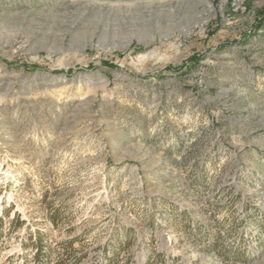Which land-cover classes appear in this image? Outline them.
<instances>
[{"label": "rangeland", "instance_id": "obj_1", "mask_svg": "<svg viewBox=\"0 0 264 264\" xmlns=\"http://www.w3.org/2000/svg\"><path fill=\"white\" fill-rule=\"evenodd\" d=\"M0 218V264H264V0H0Z\"/></svg>", "mask_w": 264, "mask_h": 264}, {"label": "trees", "instance_id": "obj_2", "mask_svg": "<svg viewBox=\"0 0 264 264\" xmlns=\"http://www.w3.org/2000/svg\"><path fill=\"white\" fill-rule=\"evenodd\" d=\"M195 62L197 63L198 59L195 60ZM59 216H60L59 215V209H53L52 212L49 214V220L53 226H56L57 221L59 219ZM7 222L9 224V229L11 231L18 229L23 224L19 220V215L17 213H14L13 217L10 218ZM2 224H3V219L0 218V231L2 230ZM26 229H28L27 231H29L28 227ZM33 237H34V239L33 240L31 239V242L28 246L32 250L31 252L33 253V257L35 259H39V257L42 254L49 252L50 247H49V244L44 240L45 234H42L40 231H38V230L35 231L33 233ZM25 247H26V245L22 244V248L24 249ZM9 258H11V257H9ZM8 260H11V259H8Z\"/></svg>", "mask_w": 264, "mask_h": 264}]
</instances>
